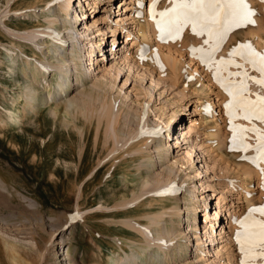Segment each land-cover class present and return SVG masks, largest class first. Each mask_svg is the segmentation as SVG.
<instances>
[{
	"label": "rangeland",
	"instance_id": "1",
	"mask_svg": "<svg viewBox=\"0 0 264 264\" xmlns=\"http://www.w3.org/2000/svg\"><path fill=\"white\" fill-rule=\"evenodd\" d=\"M76 1L78 0H74V5H77ZM94 1L96 0H89V4L85 2L84 7H80L86 10V17L81 20V23L87 21L95 31L99 46H96L98 50L94 54L95 65H93L95 72L99 75H102L104 67H107L110 74L108 78L117 74V67L113 66H115L116 59L120 60L121 53H125L127 48L131 56L136 55L138 47L130 48L127 42L131 40V35L134 39L139 37L136 33L139 23L144 18L155 21L158 16L157 18L161 19L159 15L161 12L176 6L174 0H158L155 5L153 0H144L141 6L145 11L138 14L139 0H97L96 6H94ZM120 1L133 8L124 10ZM6 4L7 0H0V14L3 13L2 10L7 6ZM248 6L253 13L252 19L256 23L234 27L228 31L215 52L216 61L229 58L233 48L245 42H250L256 51L264 54V0H248ZM45 8L47 9V4L44 0H15L3 20L5 27L0 25V264H121L124 252L121 251L120 246L128 252L131 248L139 249L137 241L140 236L137 232L130 234L128 231L132 227L126 223L129 221L147 223V217L166 211L165 220L167 224H170L167 216L174 205L169 197L174 196L179 199L178 204L181 206L179 218H174L177 223L176 228H178L176 232L189 234L190 238L186 241L187 249L183 251L180 259L190 261L196 253L201 256L205 253V256L219 260L218 264H221L222 260L226 261L225 255L218 257L214 256L215 252L213 255L207 251L204 252L208 247L213 250L210 235L206 232L213 222L206 219V210L210 212V219H212L216 202L222 197L221 191L214 190L212 185H217L216 182L220 178L223 184L232 189L231 192L224 190L228 196L221 204L228 203L234 218L228 216L230 212L225 209V214H222L220 218V225L229 224L230 220H235L233 224L236 225L238 219L249 214L250 209L264 205V160L256 159L258 154L255 147H250L246 151L239 149L240 129L235 127L245 125L251 129L255 126L264 131V120L244 119L242 116L234 118L229 115L225 105L232 97L217 82L214 68H210L201 60L200 49L210 47L208 34H199L198 27L196 31H193V24L189 22L179 35L161 38L156 22L155 32L152 33L151 39L153 44L151 43L149 48H162L164 53L171 51L177 57L179 82L175 83L170 80L171 73L168 71L170 69L161 62L159 65L156 64L154 74H150L146 64L136 67L134 65L130 72L126 65V69H122L123 71H120L122 73L119 72L116 78L118 85L112 90L114 95L121 100L126 111H131L134 116L139 115L149 119L151 129L148 128L149 131L138 134L140 127L137 117L130 118L121 115L113 120V125L110 126L109 123L112 122L104 113V102L99 100L96 92L92 93L96 97L91 95L92 98H90L89 95L88 98V96L81 95L82 99L80 96V100L76 99L77 107L80 109L71 108L65 111L64 105L59 104L56 111H53L54 101L45 100L47 92L43 87L35 95L34 107L31 110L27 108L24 96V87L27 82L23 74L24 60L26 61L24 51L34 56L32 51L34 46L24 43L23 52L17 46L15 49L12 44L19 42L10 33H20L34 27H48L49 17ZM133 16L136 18L135 21H131ZM110 25H117L114 35L115 50H111L113 36L108 30ZM57 26L62 28L60 23ZM78 27L82 29V24ZM128 33H130L129 36H127ZM56 34L55 32L54 35ZM49 44L52 45L53 42ZM86 46L87 44H84L82 50L84 63L88 58ZM194 48L195 51H193ZM113 51H117L115 55ZM48 57H50L49 54ZM231 58L244 65L243 69L232 65L230 69L232 72L247 70L250 77L261 76L251 61H246L243 56L235 55ZM195 69L197 70L194 71ZM53 73L49 70L50 80ZM223 75L227 76V72ZM160 78L162 81L156 80ZM204 79L210 83L212 89L206 87L203 92L192 95L191 92L195 86ZM232 79L245 78L241 76L232 77ZM42 82L45 81L42 80ZM247 82L250 99L256 100L257 94L264 96V87L252 79H248ZM56 88L55 82L53 89L56 91ZM124 92L129 94L128 98L123 97ZM72 93L79 95L75 89ZM74 95L73 98H75ZM209 100L213 101V112L220 120L222 136H226V144L221 145V150L223 149L225 156L228 160L230 159V166L234 163L248 165L251 176H245L237 170L238 168L235 170L230 168L229 173L224 177L220 174L222 169H219V161H216L218 164L215 163L212 167L213 155L206 151L202 154L198 147L193 152L195 166L185 162L184 152L192 142H199L205 148L211 142L205 138L209 121L204 123L208 114L203 105ZM182 103H186L187 107L180 109L177 104ZM11 115L16 116L17 119H11ZM169 117H171L169 124L170 154L173 158L184 161L182 166L178 162L174 167L182 178H190L187 180H190V183L194 180L197 185L196 191L200 203L196 215L191 214V216H196L195 221L197 220L196 224L199 225V234L206 242L205 247L207 248H201V251L197 250L195 238L192 239L190 227L187 226V223L192 220L190 216H187L183 203V184L179 183L181 188L174 192L148 193L146 197L133 201L132 193L138 186H141L144 179L146 180L149 170L143 163L149 154L141 152V155L135 153L131 155L130 152L115 153L112 151L116 136L114 128H116L118 132L120 131L119 133L126 134L128 131L137 134L135 139L139 144L136 149L140 147V151L152 146L153 141L145 143L147 140L150 141L149 138L154 135L157 143H161L156 149L162 152L165 145L163 140H160L162 138L158 131H162L163 137L168 139L163 129ZM190 119H194L199 124L187 142L179 136V131L189 126ZM234 134L237 135L235 144L232 141ZM258 135L255 131L247 132L246 143L256 145ZM135 136H132L133 140ZM152 151L151 149L150 153ZM217 152L218 150L215 153ZM152 154L154 163V166L150 167L152 173H157L156 175L159 174L160 177L165 176L167 170L162 168L166 167V163L163 161L159 163L156 151ZM136 155H139V158L135 160ZM203 161H208L210 170L209 168L208 171L204 170ZM197 169L199 174L196 172ZM203 181L208 184L201 185ZM218 186L217 188L220 189ZM248 192L249 197L252 195L250 197L252 202L249 205L246 203ZM124 197L130 200L129 205L122 204ZM251 215L253 219L247 225L238 222L233 231L230 248L231 255H235L236 258L235 264H241L244 255L239 250L236 239L237 231L246 227L252 230L256 226V221L264 220V214L259 211ZM220 225H215L217 240L220 238L218 234ZM224 230L228 231L229 228L226 226ZM174 238H178V235ZM144 259L140 260L139 264H147V260L143 263ZM176 260L179 258L177 257ZM170 262L174 264L173 260ZM251 264H264V257Z\"/></svg>",
	"mask_w": 264,
	"mask_h": 264
},
{
	"label": "bare ground",
	"instance_id": "2",
	"mask_svg": "<svg viewBox=\"0 0 264 264\" xmlns=\"http://www.w3.org/2000/svg\"><path fill=\"white\" fill-rule=\"evenodd\" d=\"M44 1L47 4V9L45 8L46 9L45 11L48 12L47 16L49 17L48 27L46 28L34 27L32 29L22 31L20 33L18 32L10 33V35L13 38H15L17 42H19L17 44L16 43L12 44L13 47L15 46V49L17 46L20 49V51L23 52L24 50L22 48V45H24V43L26 44L30 43L34 46V49H32V51L34 52L33 53L34 56L28 55L24 51V54L26 56V61L24 60L25 66H24L23 74L27 79V82L24 87L25 88L24 96H25V102H26L27 108L31 110L34 107L35 95L37 91L43 87L46 89V92H47V97L45 98V100L47 102L54 101L55 105L54 107H52L53 111H56V108L59 104L64 105L65 111L71 108H75L76 110L77 108H79L77 107L78 101H76V99L80 100V98L84 95L88 96L89 98L93 92L94 93L96 92L97 93L96 95H98L97 97H99V100L104 102V106H105L104 113L109 117L110 121L112 122V123H109L110 126L113 125V120H116V118L123 115V117L124 116H128L130 118L137 117L139 121V127H140V129L138 130V134L141 132L145 133L146 131H149L148 128H150L149 127L150 123L148 121L149 120L148 117L146 119L142 116L140 117L139 115L134 116L133 113H131V111H126V108H124L123 103L121 104L120 102L121 100H119L118 97L114 95L112 90H114L113 88L118 85L116 83L117 82L116 78L119 72L123 71L122 69H124L126 65L128 66L127 70L130 72L131 67H133L134 65L136 67L137 65L146 64V67H148V71L151 74L155 72L156 70L155 66L157 64V60L160 61L161 64L165 63V65L169 67L170 70L168 71H170L171 73L170 77L172 78V79L170 78V80L172 82L174 81L175 83L179 82L178 78L180 77H179V71H178L179 68H178L177 57L174 56V54L171 51L164 53L162 48L160 49L149 48L151 46V43L153 44V42L151 41L152 33L155 32L154 28L156 27V22H157L156 19H158L157 18L158 16L155 18V21H152V20L149 21L147 19L145 20L144 18L143 21L139 23V28L136 30V33H138L137 35L139 37L134 39L131 35V40H128L127 42L130 44L129 46L130 48H133V46H136V48L138 47L137 51L135 52L136 55L133 54L134 56L133 55L131 56V52L129 53L128 52L129 48H127V51L125 53L124 52L121 53L120 60L117 58L119 56H116V57L114 56L115 58H117L116 59L117 61L115 62V66L113 67H117V74L108 78L109 70L107 67H104V70L102 71L103 72L102 75H99L97 72H95L94 54L96 53V50H98L96 46L97 47L99 46L97 43L98 41L95 38V33H94L95 31H93V29L91 28V24H88L87 21H84L83 23H81V20L86 17L85 8L84 9H81V8L84 7L85 2L89 4L90 3L89 0H78L76 1L77 5H74V0H44ZM143 1L144 0H139V3L135 2L139 4L138 14L139 13L142 14L145 11L143 6H141L143 4ZM14 2L15 0H7V4H6L7 6L2 10L3 13L0 14V25L2 27H5L4 25L5 23L3 20L4 18H6L7 14L11 10L10 7L12 8V4ZM122 4H123V7L125 8L124 10L133 8L125 2L124 3L122 2ZM96 5H97V0L94 1V6ZM131 19H132L131 21H135L136 18L133 16L131 17ZM95 21L97 20L95 19ZM58 23L61 24L62 28H59L57 26ZM81 24H82V29H79L78 26H80ZM108 28H109L108 30L111 31V35L113 36L112 43H111L112 44L111 50H115V46H114L115 36L114 35L117 29V25H110L108 26ZM55 32L57 33L56 35H54ZM129 35L130 33H128L127 36ZM84 40L86 42H84ZM140 40L142 42H139ZM51 42H53L52 45L49 44ZM84 44H87L86 46L87 55L86 56L88 58L86 60V63H84L85 59L83 58V55H82ZM100 49L101 48H99V50ZM116 52L113 51L114 55ZM48 54L50 55V57H48ZM49 70H52L54 72L51 80L49 79ZM196 70L197 69H195L194 71ZM42 77H43L42 80H44L45 82H42L41 80ZM153 79L155 80V78ZM156 80L157 81L161 80V78L156 79ZM55 82H56V87H57L56 91L53 89ZM70 87L72 91L73 89H75V91H77L79 95L77 96V95H74L72 91L70 92ZM206 87L212 89L210 83L206 82L204 79L197 86H195L191 94L197 95L198 93L203 92V90H205ZM72 94L74 95L75 98H73ZM123 95H124L123 96L124 98H128L129 96L127 92H124ZM92 96H95V95H92ZM92 96L90 98H92ZM187 100H189V98ZM177 105L180 107V109H184L185 107H187L186 103L177 104ZM203 105L206 110L205 112H207L208 114L204 123L209 121V123H207L208 128L205 131V134H206L205 138H207V140H211V142H209V145L206 148L204 146H201V143L199 142H192L190 147H187V150L184 152L185 155L183 157L186 158L185 162H189V164H193V161H194L193 152L198 147L202 154H204L203 152L206 151L208 154L210 152L213 155L212 156V161H213L212 167H214L216 161H219L218 162L220 163L219 169H222L221 170L222 172H220L221 175L224 176L225 174H228L229 173L228 170L230 168H232L233 170L238 168L237 170H240L242 173H244L245 176H251V173H249L250 171H249L248 165L234 163L233 166H230L231 165V163L229 162L230 159L228 160L227 156H225L226 153L224 154L222 151L223 149L221 150L222 148L221 145L225 143L226 136H222L223 134L221 132L220 120H218V118L216 117V114L213 112V109H212L213 101L209 100ZM153 111H155L154 108H153ZM156 116H158L157 113H156ZM171 117L168 118V121L165 124V127L163 129L167 133L166 136L165 135L164 136L167 137L168 139H165L163 137L162 131L160 130L158 131L160 133V138H162L160 140H163L164 145H165L162 152H159V150L156 149L159 145H161V143L160 144L157 143L158 141L155 139V137H153L154 135H152L149 138L150 141L147 140L145 143L147 144L153 141L152 142L153 147L151 146L149 147V149L140 151V147L136 149V146L139 144L137 140L135 139L136 138L135 135L137 134H134V132L129 133L128 131L126 132V134L123 132L122 134V133H119L120 131L118 132L116 128H114L116 136H115V141H114V149L112 151L115 153H118L120 151H123L124 153L130 152L131 155L132 153L141 155L142 154L141 152H147L149 154L145 158L146 160L143 163L144 165L147 166L149 170L146 180L144 179L142 181L141 186H138V188L132 193L133 201L134 200L138 201L142 197H146L148 193L174 192L175 190H178L181 188L180 186L181 184L179 185V183L183 184L182 187H184V195L182 199H183V203L185 206V210L187 212V216H190L192 220V222L187 223L188 224L187 226L190 227L189 228V231H191L190 236L193 237L192 239L195 238L197 250L201 251V248H207V247H205L206 242L202 239L201 235L199 234V231H198L199 225L196 224L197 220L195 221V217H196L195 215L198 210L200 198L198 199V193L196 191L197 189L196 181L194 180L191 181V183L193 182L191 185V183L189 182L190 180H187L190 178H187V179L182 178L181 175L178 173L179 171H177V169H175L174 167L178 164V162H180V166H182V162L184 161L180 159L178 160L176 157L173 158L170 154L171 152H170L169 146L171 147V145L169 143V137H170L169 124H170ZM15 118L17 119L16 116L13 117L11 115V119H15ZM198 124L199 123H196L194 119H190L189 126L186 127L185 129H181V131H179L180 132L179 136H182L183 140L188 142V138H190L195 128H197ZM132 136H135L134 137L135 140H133ZM130 137H132V139H129ZM151 149L153 150L152 152L156 151L157 153L156 155H157V158L159 159V163L161 161L166 163L165 164L166 167L162 168L163 170H167V174L165 176L161 175L160 177L159 174L156 175L157 173L156 174L152 173V169H150V167L151 165L154 166V163H153V154L152 152L150 153ZM217 150L218 152L215 153ZM134 157L136 160L139 158V155H136ZM202 163H203L204 170L208 171L207 170L209 168L208 161L206 162L203 161ZM218 163H216V165ZM193 166L195 165L193 164ZM212 169L213 168H211V170ZM94 172L95 171H93V173ZM196 172L197 174L200 173L198 169ZM235 172L236 171H234V173ZM214 174H216V172ZM219 179L216 183L217 185H219L218 187L220 189L217 188V185H212V187L214 188V190L217 189V191H221L222 197L218 200V202H216V207H215V211L213 214V218L210 219L211 217H210L209 211L206 210V214H205L206 219L210 222H213V225H210V227H208L209 230L207 229L206 231L208 232V235H210L213 250H210V247H208L207 250H205L204 252L207 251V253H211L212 255L215 252L214 256H218V257L219 256L222 257L223 255H225L226 261H223V260L220 261L221 264H235L236 258H235V255H231L230 246H231V239L234 235L233 231H234V228H236L235 226L238 224V222H236L235 223L236 225H234L233 221L235 220L233 221L230 220L229 224L220 225L221 223L220 218L222 216V212L223 214H225L226 212L225 209H228L230 212V214L228 213V216L230 215L231 218L232 217L234 218L233 212L228 207V203L221 204L223 200H226V197L228 196L226 192H224V190L226 191L229 190V192H231L230 190L232 189L230 188V186L223 184V181L222 180L220 181ZM207 184L208 183L205 184V181L201 183V185L203 186ZM164 196H167V195H164ZM250 197H249V192H248L246 196V203L248 205L250 202H252V199ZM169 198H171L172 204L174 205V207L170 209L171 212L169 213V216H167L168 219L170 220V224H167L165 220L166 211H163L160 214L157 213L158 215L152 214L151 216L147 217V223L139 222V221H129L126 223L132 227L131 229H129L130 231H128L130 234L135 233V232L139 234L140 239L137 241V244H138L137 246L139 247V249L136 250V249L131 248L130 251L128 252L123 248V246H120L122 249L121 251L124 252L123 262L121 264H139V261L142 260L143 258H145L143 263H145L147 260V264H170L171 260H173L174 264H178V263L180 264H218L219 260H215L214 258L208 255L205 256L204 255L205 253L204 254L202 253V256L201 254L196 253L193 260H190V261L188 259H183L184 261L180 259V257L183 254V251L187 249L188 243L186 241L190 240V238L188 237L189 234H185V233L183 234V232L181 231L176 232L178 228H176L177 223L174 220V218L175 217L179 218L180 213H181V206L178 204L179 199L177 197L174 196V197H169ZM122 201H123L122 202L123 205H129L130 203V200H128L126 197H124ZM205 208H206V204H205ZM219 211L221 212V214L218 216ZM191 214H195V215L191 216ZM207 222L205 223V226L207 225ZM215 225L217 226L220 225L219 227L220 230L218 233L220 236L219 240H217V237H216L217 232L215 230ZM226 226L229 228L228 231L224 230ZM244 229L245 228H243V230ZM176 235H178V238L175 239L174 236ZM186 236L188 238H185ZM177 257L179 258V260H176ZM115 264H119V263H115Z\"/></svg>",
	"mask_w": 264,
	"mask_h": 264
},
{
	"label": "snow or ice",
	"instance_id": "3",
	"mask_svg": "<svg viewBox=\"0 0 264 264\" xmlns=\"http://www.w3.org/2000/svg\"><path fill=\"white\" fill-rule=\"evenodd\" d=\"M156 3L158 0H153V4ZM174 3L175 7L159 14L161 19L157 21V25L161 32V38L179 35L183 27L189 22L193 24V31H196L198 27L199 34L207 33L210 47L200 49L201 60L210 68H214V76L217 82L232 97L225 105L229 115L234 118L242 116L244 119L258 118L264 120V96L257 94L256 100L250 99V89L247 82L248 79H252L264 87V54L256 51L250 42H245L235 46L229 58L215 60V52L228 31L234 27L256 23L252 19L253 13L249 9L248 0H174ZM235 55H241L246 61H251L261 76L250 77L247 70L232 72L230 70L232 65L237 68H244V65L231 58ZM225 72H227V76L223 75ZM241 76L245 79H232V77ZM235 127L240 129L239 149L246 151L250 147H255L258 154L256 159H264V131L255 126L251 129L245 125ZM249 131H255L259 134L258 142L254 146L246 143V133ZM232 141L234 144L237 142V135L234 134ZM257 211L264 214V205L250 209L249 214L238 219V222L247 225L253 219L251 214ZM255 224L256 226L252 230L246 227L236 233L239 250L244 253L241 264H251V262L264 257V220L256 221Z\"/></svg>",
	"mask_w": 264,
	"mask_h": 264
}]
</instances>
